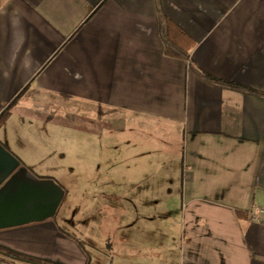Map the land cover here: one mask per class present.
<instances>
[{
	"label": "crops",
	"instance_id": "0c3cea01",
	"mask_svg": "<svg viewBox=\"0 0 264 264\" xmlns=\"http://www.w3.org/2000/svg\"><path fill=\"white\" fill-rule=\"evenodd\" d=\"M159 2L193 40L188 60L165 55L155 0H0V183L13 158L38 174L32 156L78 136L104 137L109 156L119 138L140 146L159 188L128 219L113 192L81 215L63 199L52 218L0 229L1 248L50 264H264V222L249 215L264 208V97L199 73L264 91V0Z\"/></svg>",
	"mask_w": 264,
	"mask_h": 264
},
{
	"label": "rangeland",
	"instance_id": "374dc122",
	"mask_svg": "<svg viewBox=\"0 0 264 264\" xmlns=\"http://www.w3.org/2000/svg\"><path fill=\"white\" fill-rule=\"evenodd\" d=\"M114 137H125V133H114ZM77 138H80L77 136ZM71 139V145L69 146L68 152H66L65 147L63 148V152L66 154L62 155H48L43 154L40 155H34L32 156L34 160V164L37 165L35 168V172L38 174H35L38 177L43 178L44 176H49V178L54 179L57 183H64V186H61L66 191L65 197L63 199L66 200L67 206L71 210H75L77 203L80 204V209L77 211L76 214L81 213H90L91 207L94 205V203L90 202L89 199L92 198V196L97 199L96 206L99 205V201L101 203H106V199L101 196V194L104 193V191H109L117 194L120 198L118 200H114L115 204L118 203L119 207H121V210L127 214V219L129 218V214L134 210H142V191L144 192V195H147V192H149V198L153 197V195H157L159 188L154 187L152 183H150V187L147 186V173H148V165L150 169L156 167V161H154L151 165L148 161V157L145 154H142V149L138 147H134V149L126 148L125 144H122L121 139L119 138V143H116L115 146L117 147L116 151L114 149L112 150V156H109V144L108 140H106L104 137L101 138V140L97 138H91L88 143V138L85 139L86 143H83V141L80 139ZM85 138V137H84ZM142 141L144 138L137 137V141ZM69 142V141H68ZM78 142H80L81 146L78 145ZM84 146V150L82 151V147ZM114 147V146H112ZM48 149V148H47ZM82 149V150H81ZM137 153V154H136ZM108 154V155H107ZM31 157V156H30ZM29 157V158H30ZM170 157V158H169ZM169 161H173V165L178 166L180 164L179 156L177 155H170ZM112 158V161L110 160ZM41 159H43L41 161ZM117 159L118 166L116 170L113 172L117 174V179H113V182L109 184V182H106L107 179H105L106 173L109 174L105 169L108 170L109 165L111 162H114ZM150 159V158H149ZM151 161V159H150ZM28 168V167H27ZM38 168V169H37ZM49 169L48 172L47 171ZM86 169V171L82 170ZM95 169L94 171H92ZM112 173V176L113 174ZM156 173L155 171L150 172V174L154 175ZM46 174V175H42ZM84 174V175H80ZM90 180H86L88 175ZM80 175V176H79ZM94 175L100 176L101 184H97L98 178L94 177ZM146 176V177H145ZM86 180V182H85ZM150 180H153L150 178ZM129 181H132L129 185ZM90 183V186L86 189V193H83V185H87ZM82 188V189H81ZM85 192V191H84ZM82 193L84 195H82ZM129 199V200H128ZM78 201V202H77ZM82 202V203H81ZM117 202V203H116ZM147 202L144 203V206ZM63 200L61 201L59 208L62 206ZM134 207V209H133ZM65 208V207H64ZM66 208L65 210H67ZM63 208L60 210L62 211ZM125 216V215H124ZM127 219H123L122 221H125ZM140 220V219H138ZM137 220V221H138ZM95 227L94 231L96 234V239L102 237L100 234L103 232L102 229H98V226L96 224L92 225ZM94 234V235H95ZM94 235L91 236L94 238ZM97 242V243H96ZM95 243L98 245V241ZM105 244L101 243L99 244L100 247L105 248ZM108 261H110V258H108ZM110 263V262H109Z\"/></svg>",
	"mask_w": 264,
	"mask_h": 264
},
{
	"label": "water",
	"instance_id": "95a60500",
	"mask_svg": "<svg viewBox=\"0 0 264 264\" xmlns=\"http://www.w3.org/2000/svg\"><path fill=\"white\" fill-rule=\"evenodd\" d=\"M13 159V168L0 183V229L52 218L65 194L54 179L38 177Z\"/></svg>",
	"mask_w": 264,
	"mask_h": 264
},
{
	"label": "trees",
	"instance_id": "16d2710c",
	"mask_svg": "<svg viewBox=\"0 0 264 264\" xmlns=\"http://www.w3.org/2000/svg\"><path fill=\"white\" fill-rule=\"evenodd\" d=\"M155 4L157 6V11H158V32L164 44L165 55L188 60L189 51L193 45V40L191 38H186L182 40L178 38L174 32L175 27L173 26L171 21L162 13L159 0H155ZM199 73L206 80H208L212 84L217 85L219 87L236 90L240 92L253 93V94L264 97V91L252 89L248 86H245L233 80H225V79L216 78L208 74L202 73L200 71ZM7 115H8V106H6L5 109L0 114V126L4 122ZM0 254L5 255L7 257L14 258V259H18L21 261H25L27 263L50 264V263L40 261L34 258H30V257L24 256V255H21V254H18V253L9 251V250H5L1 247H0Z\"/></svg>",
	"mask_w": 264,
	"mask_h": 264
},
{
	"label": "built area",
	"instance_id": "2783aa9c",
	"mask_svg": "<svg viewBox=\"0 0 264 264\" xmlns=\"http://www.w3.org/2000/svg\"><path fill=\"white\" fill-rule=\"evenodd\" d=\"M251 218L264 222V208H254L249 211Z\"/></svg>",
	"mask_w": 264,
	"mask_h": 264
}]
</instances>
